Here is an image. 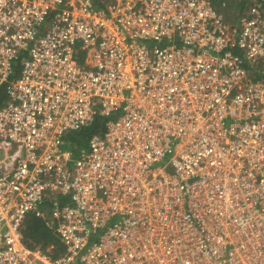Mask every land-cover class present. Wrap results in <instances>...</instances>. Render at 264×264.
I'll return each instance as SVG.
<instances>
[{"label": "built area", "instance_id": "1", "mask_svg": "<svg viewBox=\"0 0 264 264\" xmlns=\"http://www.w3.org/2000/svg\"><path fill=\"white\" fill-rule=\"evenodd\" d=\"M2 85L0 264H264V0H0Z\"/></svg>", "mask_w": 264, "mask_h": 264}, {"label": "trees", "instance_id": "2", "mask_svg": "<svg viewBox=\"0 0 264 264\" xmlns=\"http://www.w3.org/2000/svg\"><path fill=\"white\" fill-rule=\"evenodd\" d=\"M20 65L21 62L19 60L15 65L16 71L13 78L19 73ZM7 97V89L5 85H2L0 87V104L5 103ZM113 117H115V115L111 117L97 115L89 125L77 131H70L65 136L67 146L69 149L73 150L75 157L78 156L81 147L88 145L93 135L104 132L108 120ZM23 235L24 241L28 246L40 248L43 252H46L52 257H57L64 252V245L56 232L47 226L43 219L35 215L30 214L26 218Z\"/></svg>", "mask_w": 264, "mask_h": 264}, {"label": "rangeland", "instance_id": "3", "mask_svg": "<svg viewBox=\"0 0 264 264\" xmlns=\"http://www.w3.org/2000/svg\"><path fill=\"white\" fill-rule=\"evenodd\" d=\"M225 13H226V15H227L228 17H231V15L233 14V9L226 10ZM9 144H10V143H9ZM14 147H15V145H14Z\"/></svg>", "mask_w": 264, "mask_h": 264}]
</instances>
